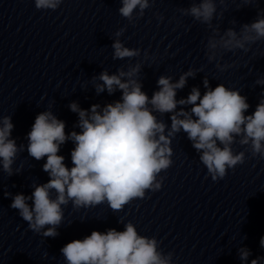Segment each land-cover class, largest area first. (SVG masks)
<instances>
[{
	"label": "clouds",
	"instance_id": "clouds-1",
	"mask_svg": "<svg viewBox=\"0 0 264 264\" xmlns=\"http://www.w3.org/2000/svg\"><path fill=\"white\" fill-rule=\"evenodd\" d=\"M62 2L35 0V7L56 10ZM224 2L220 0L221 4ZM253 2L243 0L246 5ZM121 5L119 14L129 22L142 17L151 7L150 0H121ZM179 11L211 27L217 7L215 0H199ZM262 13L264 11L258 12L252 23L242 25L239 34L228 28L218 40L210 37L208 60L215 59L217 48L247 52L246 45L264 40ZM123 32L122 28L115 35L119 37ZM112 47L114 59L140 55L139 49L125 47L119 39ZM227 67L230 65L223 66ZM140 69L141 65L137 63L128 71L119 70L112 75L103 71L98 78H93L101 82L95 83L97 94L107 90L112 95L119 90L122 95L102 108L93 104L89 109H82L78 103L72 102L69 108L78 113L76 127L79 131L66 133L65 122L51 111L40 112L35 117L27 134L26 150L36 161L46 158L42 170L49 179L46 183L33 184L31 195L17 193L10 205L18 210L33 232L43 237L58 236L57 228L64 219L62 206L69 202L79 209L106 201L112 210L118 211L135 199H143L147 191L159 190L163 178L158 179V176L172 164L171 138L181 130L200 153L199 160L213 181L223 179L229 169L244 163L245 153H234L232 149L237 137H240V145L249 146L253 157L264 158V98L252 114L246 115L250 107L246 96L223 83L210 87L205 78L203 95L198 87H193L186 98L177 100V89L185 86L189 76H195L192 69L183 73L175 83L170 76H160L157 81L159 90L149 97L136 79ZM125 77L127 79H123ZM255 83L264 85V78ZM178 105L181 106L179 111ZM185 105H191L190 111L183 108ZM155 112L171 113V128L167 134V125L157 119ZM13 128L10 116L0 118V165L9 176L13 175L12 165L17 154L24 150V145L17 146L15 139L11 138ZM69 140L74 144L71 167L59 154L61 146ZM260 246L264 248V236L260 239ZM60 251L66 264H170L173 255L170 252L164 256L158 252L157 240L139 235L131 222L125 224L123 231L115 228L106 232L94 230L83 239L68 242ZM239 251L241 261H247L250 250L241 248ZM262 261L264 257H258L250 264H261Z\"/></svg>",
	"mask_w": 264,
	"mask_h": 264
}]
</instances>
